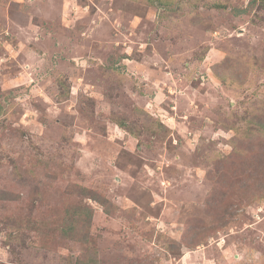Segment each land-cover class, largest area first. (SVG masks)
Returning a JSON list of instances; mask_svg holds the SVG:
<instances>
[{
  "label": "rangeland",
  "instance_id": "obj_1",
  "mask_svg": "<svg viewBox=\"0 0 264 264\" xmlns=\"http://www.w3.org/2000/svg\"><path fill=\"white\" fill-rule=\"evenodd\" d=\"M0 264H264V0H0Z\"/></svg>",
  "mask_w": 264,
  "mask_h": 264
}]
</instances>
